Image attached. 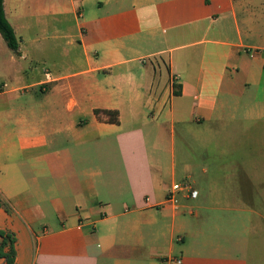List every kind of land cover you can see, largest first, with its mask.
Wrapping results in <instances>:
<instances>
[{
	"label": "crops",
	"instance_id": "0c3cea01",
	"mask_svg": "<svg viewBox=\"0 0 264 264\" xmlns=\"http://www.w3.org/2000/svg\"><path fill=\"white\" fill-rule=\"evenodd\" d=\"M3 7L20 41L14 53L0 40V229L15 234L13 264H248V230L226 229L194 201L252 203L248 184L204 186L196 176L248 181L258 171L239 132L264 125V0ZM24 36L34 50L40 37L65 40L67 52L36 69ZM35 85L41 100L18 115L17 92ZM95 109L115 110L117 122ZM37 110L40 122L26 118ZM110 138L120 168L111 165ZM87 145L102 163L82 164ZM187 181L195 197L181 190L176 204L166 200L173 183Z\"/></svg>",
	"mask_w": 264,
	"mask_h": 264
},
{
	"label": "rangeland",
	"instance_id": "374dc122",
	"mask_svg": "<svg viewBox=\"0 0 264 264\" xmlns=\"http://www.w3.org/2000/svg\"><path fill=\"white\" fill-rule=\"evenodd\" d=\"M90 3V2H89ZM87 4L88 11L92 8L91 5ZM25 35V34H24ZM24 41L22 44L23 49H28L32 56L36 58V69H42L43 67L40 64V60L46 59L47 56L58 58V56L62 55L64 52H67V46L64 44L65 40H59L58 43H56L53 40L44 39L40 37V45L38 50H34L33 46L27 41V36H24ZM1 42L4 44L5 48H7V45L5 44L2 37H0ZM76 44V43H75ZM8 49V48H7ZM9 52H14L11 49H8ZM59 63L62 65V69L66 71L68 65L67 62L64 61V58L59 57ZM46 62V61H45ZM48 63V62H46ZM45 63V64H46ZM34 67H32V70L28 73L29 79H35L33 76L37 74V70ZM35 81V80H34ZM33 82V81H31ZM28 82V83H31ZM28 92V93H26ZM25 93L23 92H17L18 93V99H17V112L18 115L22 114L23 112H20L22 107L26 103H33L35 104L36 101H40L42 98L41 90L38 85L31 86L26 90ZM16 93V94H17ZM36 114L34 116L28 115L26 118L31 119L33 121L40 122L41 112L37 110ZM84 117L88 118V114L86 111H83ZM125 120L128 119L127 115L124 117ZM126 124V121H124ZM39 125V123H38ZM25 125L17 123L15 125V129L17 133L22 132V130L25 128ZM8 127V126H7ZM6 127V128H7ZM27 127V126H26ZM143 132L145 133L146 137V145H147V151L150 152V155H154V150L151 147V142L149 138H151L153 135L152 129L153 126L150 124L149 121L145 120L144 124L142 126ZM264 125L263 126H256L250 127L249 130H246L245 132H239L240 135L246 134L241 138V142L245 141V143L242 146L244 148H248L249 150L254 151V164L257 166L258 171L251 174V178L247 181V175L246 174H229V173H211L208 176H201L198 174L196 176L197 180L202 183V185L207 186L210 181L217 182L219 180L221 183H232L235 187L239 186L240 189H243V187L249 186L248 190L250 193H252V203L251 204H245L243 200L236 201L234 204H227L226 202H222V199H220V202L218 204L214 203L213 196L210 195H203L199 197V199L195 200L194 202L196 204H200L202 206L203 212H208L209 214H218L219 219L217 220V223L226 229L229 228L232 229V227L235 225V230L238 228L240 229V232H243V230H248V238L247 241V262L248 264H264ZM248 135L253 136V138H249ZM168 136V134H167ZM149 137V138H148ZM250 139V140H249ZM64 144L66 146L71 145V141H65ZM107 148L111 149V165L115 168L120 165V163L117 160L118 148L115 143V141L110 138L108 141ZM94 147L93 145H87V149L85 150L84 156L81 157V161L83 165H89L94 166L96 163H102L100 160H97L94 157ZM19 159H22L20 154L16 157V161L18 164H23L24 161L18 162ZM189 183L190 182H186ZM203 191L208 192L209 189L207 187L204 188ZM247 190V189H246ZM231 208V209H229ZM234 218V222H232V219Z\"/></svg>",
	"mask_w": 264,
	"mask_h": 264
},
{
	"label": "trees",
	"instance_id": "16d2710c",
	"mask_svg": "<svg viewBox=\"0 0 264 264\" xmlns=\"http://www.w3.org/2000/svg\"><path fill=\"white\" fill-rule=\"evenodd\" d=\"M3 1L4 0H0V36L4 40L7 47L12 51H14V53H17L20 41L5 16ZM99 112H102L107 115V121L117 122V118H116L117 112L115 110H107V109L94 110L95 114H99ZM1 205L2 204L0 200V207ZM15 241H16V237L12 231L0 229V258L3 260V262L0 264L14 263L15 254H16Z\"/></svg>",
	"mask_w": 264,
	"mask_h": 264
},
{
	"label": "built area",
	"instance_id": "2783aa9c",
	"mask_svg": "<svg viewBox=\"0 0 264 264\" xmlns=\"http://www.w3.org/2000/svg\"><path fill=\"white\" fill-rule=\"evenodd\" d=\"M186 190L190 196L195 197L197 194V191L192 189L189 183H181V182H175L171 185L170 190L167 193V201H171L174 204L177 202V197L175 195L176 192Z\"/></svg>",
	"mask_w": 264,
	"mask_h": 264
}]
</instances>
